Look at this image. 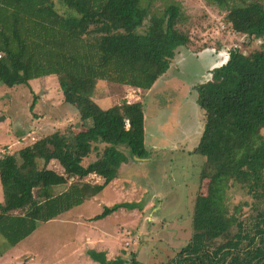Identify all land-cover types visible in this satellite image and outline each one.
<instances>
[{
  "label": "trees",
  "instance_id": "obj_1",
  "mask_svg": "<svg viewBox=\"0 0 264 264\" xmlns=\"http://www.w3.org/2000/svg\"><path fill=\"white\" fill-rule=\"evenodd\" d=\"M202 1L222 17L230 31L264 39V0ZM139 3L0 0V83L29 85L32 79L52 75L64 101L77 108L81 120H90L70 137L55 131L17 155L0 159L4 190L0 256L41 223L101 191L128 160L118 145L127 149L130 158L149 156L142 104L102 109L86 97L91 88L88 80L147 91L169 69L179 47L191 43L188 32L177 27L185 19L179 3L171 0L148 13ZM251 53L248 57L239 48H231L226 63L213 68L212 78L196 86L204 124L193 152L205 157L200 177L208 179L206 193L195 197L190 240L172 259L157 264L264 261V42ZM96 142L105 144L102 153L83 165L82 159L95 149ZM52 158L60 161L65 176L45 168L44 163ZM94 173L104 177L102 185L84 181ZM49 174L55 179L48 178ZM67 182L61 191L51 192V186ZM229 182L250 196L248 206L254 215L249 221L227 211L224 191ZM32 188L35 197L28 192ZM139 206L130 201L108 209ZM16 209L18 213L11 212ZM86 253L98 264H140L133 253L129 259H107L104 252L93 249Z\"/></svg>",
  "mask_w": 264,
  "mask_h": 264
},
{
  "label": "rangeland",
  "instance_id": "obj_2",
  "mask_svg": "<svg viewBox=\"0 0 264 264\" xmlns=\"http://www.w3.org/2000/svg\"><path fill=\"white\" fill-rule=\"evenodd\" d=\"M168 1L171 0H140L139 5L145 8L147 13L157 12ZM172 1L180 4L185 17L177 27L181 31L188 32L191 43L184 46L181 52L173 57L164 76L168 74L170 77L174 76L182 80L184 86L180 85L178 81H175L176 87L167 86L162 81L160 82L163 84H159L157 81L153 85L155 89L148 95V90L142 91L130 86L123 87L105 81L88 80L87 84H90L91 88L86 96L95 104H97L96 98H103L107 106L100 107L98 104L97 106L106 109L124 103L142 104L145 142L149 143L148 145L151 143L162 144L164 147L154 148L150 160L133 162L126 171H123L125 166L121 164L118 170V179L114 184L112 183L113 189L108 188L104 192V202L101 196L98 197L99 195L91 196L84 203L71 209L69 213L58 217L53 223H42L38 230L11 251L16 253L24 247L25 254L23 255L26 258L21 256V260L19 258L17 262L5 261V264H14V262L15 264H25L23 260L28 259L27 255L34 253L37 249L39 250L35 253L38 254V264L51 261L56 252L60 257L65 256L68 251L58 250L50 253L51 250L60 246L54 238H68L74 228L77 230V226H80L79 229L82 232L93 233L100 229L107 232V249L110 253V257L107 256V258L123 256L129 259L133 253L140 264L167 262L190 240L193 232L192 212L195 197L198 194L206 193L208 182L207 178L200 177L205 157L193 152L204 124V111L196 102V86L210 80L212 75L205 69L208 61L190 55L188 50L191 49L194 52L199 49L203 50L210 45L211 41L215 40L218 44L220 40L217 35L230 31V27L220 15L217 16L215 12L208 11L207 3L202 0ZM57 8L62 11L59 6ZM210 18H213L212 23ZM227 41L228 44L225 47L228 51L231 48H239L245 55L251 57L252 51L262 47L264 39L238 34L237 38L232 37ZM174 68L179 70L176 74L173 73ZM30 85L37 89L35 100L33 93L29 90V85L7 87L0 83V157L6 154L4 153L6 146L3 144L10 143L9 138L20 137L17 141L18 144L9 146L13 151L31 140V136H27L26 139H21V137L24 131L35 123L36 111H39L38 115H42L46 109L42 105L44 103L42 93L46 92V95L51 96V100L55 102L63 100V95L54 76L46 81L39 78L34 82L31 81ZM32 103L34 105H31ZM46 107L49 110L47 105ZM72 108L74 109L75 106ZM67 113L73 114L69 111ZM78 119L77 112L58 129L70 137L82 129L79 127ZM88 122L90 123L89 120ZM40 126L43 127L41 129L43 131L39 133L40 136L49 134L55 129L49 130L45 123ZM127 127L126 122L125 129ZM41 139L35 142H39ZM34 144L31 143L26 147ZM93 145L96 147L82 159L83 165L95 160L105 146L102 142H96ZM121 147L118 145L119 149ZM17 153L18 151H14L13 154L17 155ZM132 160L134 161V159ZM59 162L58 159H55L49 164L44 163V166L47 165L48 170L55 172L56 175L65 176L64 168ZM38 165L40 168L42 161H39ZM97 175V173L88 175L85 181L93 184L97 180ZM51 177L55 179L52 174H49L48 178ZM71 181L73 180L70 178L69 182ZM98 181L102 182L103 180L98 179ZM67 185L68 183L66 185L58 184L51 186L50 189L51 192H59ZM118 190L119 192H117ZM34 191L35 189L32 188L28 192H31L35 197ZM224 196V204L229 213L235 212L239 219L246 221H249L250 217L254 215L248 206L251 198L240 186L229 182ZM122 201H136L140 208L130 211L123 208L116 211L108 209L113 204ZM237 205L240 208L235 211ZM11 212L18 213V209ZM234 231L235 227H232L231 234ZM0 238L2 239L1 235ZM64 245L65 243L62 244V247ZM75 254L79 257L76 264H87L82 258L85 255L83 249L78 250V253Z\"/></svg>",
  "mask_w": 264,
  "mask_h": 264
},
{
  "label": "crops",
  "instance_id": "obj_3",
  "mask_svg": "<svg viewBox=\"0 0 264 264\" xmlns=\"http://www.w3.org/2000/svg\"><path fill=\"white\" fill-rule=\"evenodd\" d=\"M206 9H208V11H211V12H214L213 10H212V8L211 7H206ZM217 16H218V14H216ZM212 17V16H211ZM210 21H211V23L213 22V18H210ZM222 24H224V23H222ZM211 28H213L214 29V27H211ZM210 29L208 28V31H209ZM208 33V32H207ZM217 35V34H216ZM237 33H235V32H233V31H227L226 33H221V34H218L217 35V37L219 38V43L218 44H216V41L217 40H215V41H211L210 42V45H208L205 49H203V50H196V52H194V51H192L191 49L190 50H188V52H189V54L190 55H194L196 58L198 57L199 59H206L208 62H207V64H206V67H205V69H207V71L209 72V74H211L210 73V69L213 67V66H215V63L218 61H220V59H221V62H222V60H223V58H224V54H228L229 53V51H228V49H226V47H225V45H227L228 44V41L227 40H231L232 39V37L233 38H237ZM242 35H244V34H242ZM217 37H215V38H217ZM226 38H228L227 40H226ZM193 47H195V46H193ZM182 48H184V46L183 47H179V49L176 51L177 53H175V56L177 55V54H179L180 52H181V50H182ZM188 52H186V53H188ZM210 54H214L213 56H211ZM228 59V58H227ZM225 60V59H224ZM223 60V61H224ZM177 70V69H176ZM179 71V70H178ZM166 74V73H165ZM164 74V75H165ZM164 75H162L161 77H163ZM53 76L52 75H49V76H45V77H41L42 79H43V81H46V80H49V79H51ZM159 78L157 81H159V84H163V83H165V85H167V86H169V85H173L174 87H176L175 86V81H178V83H180V85H182V86H184L183 85V81L181 80V81H179V79L178 78H176V77H170L169 76V74L168 75H166V76H164L163 78ZM37 79H39V78H37ZM37 79H32V80H30L29 81V90L31 91V93H33V95H35L36 93V88H34L33 87V85H30V83H31V81L32 82H34L35 80H37ZM156 81V82H157ZM160 81H162L163 83H161ZM155 82V83H156ZM154 83V84H155ZM153 84V85H154ZM123 87H129V86H125V85H122ZM28 87V86H27ZM155 88H154V86H152L150 89H148V91H147V93H148V95L149 94H151L152 93V91L154 90ZM44 91H45V89H43ZM138 90H140V89H138ZM62 93V92H61ZM63 95V94H62ZM42 97H43V102L44 103H42V105H43V107L45 106V108L46 109H44L45 111L44 112H42L43 114L42 115H38V113H39V111L37 110L36 111V116H37V118H36V120H35V123L32 125V127H29V128H27L25 131H24V133H23V136L21 137V139H26V137L27 136H31V140L29 141V142H26V144H24L23 146H21V147H19V148H17L16 150H14V151H19L20 149H22L23 147H26V146H28V145H31V143L33 144V143H36L35 141H37V140H39V139H41V138H43L44 136H46V135H49V134H51V133H53V132H55V131H59L60 132V128H59V126L61 125V126H63L65 123H67L69 120H70V118L73 116V115H75L77 112H78V110H77V108L75 107L74 109L72 108V106H74V105H71V104H69V103H67V102H65L64 101V97H63V100L62 101H53V100H51V96H49V95H46V92L43 94L42 93ZM196 97H197V95H196ZM96 101V103L100 106V107H106L107 105H105L106 104V101L103 99V98H96L95 99ZM66 104V105H65ZM46 105L49 107V110L47 109V107H46ZM62 109V110H61ZM76 109V110H75ZM102 109H106V108H102ZM71 112V113H73L72 115H70L69 113H67V112ZM65 112V113H64ZM51 113H52V115H51ZM80 115H79V112H78V117H79ZM70 117V118H69ZM79 127L80 128H85L86 127V125H89V122H88V120H85V121H83V120H81V118L79 117ZM90 121V120H89ZM42 123H45V124H47L48 125V129L50 130V129H53V128H55V129H53V131L51 132V133H49V134H46V135H43V136H40L39 135V133L40 132H42L43 130H41L43 127H41L40 125L42 124ZM59 128V129H58ZM77 128V127H76ZM47 129V130H48ZM62 129V128H61ZM46 133V132H45ZM61 133V132H60ZM42 134H44V133H42ZM61 134H63V133H61ZM14 137H11V138H9V141H10V143H5V144H3V146H6V148H4L5 149V151H4V153H6V154H4V155H2L1 157H0V159L1 158H3V157H5V156H7V155H14L13 153H14V151H13V149H12V147H10L9 148V146L11 145V146H14V144H18L17 143V141H18V138H20L19 136L18 137H15L14 139H13ZM16 140V141H15ZM151 143V142H150ZM144 144H145V147H146V149L148 150V153H149V156L148 157H146V161L147 160H150L151 159V156L153 155L152 154V151H153V149L154 148H157L158 146H162V147H164L162 144H152L151 143V145H148L146 142H145V139H144ZM8 145V146H7ZM123 147V146H122ZM120 148V149H123L124 151L125 150H127V149H125V148ZM1 150H3V149H1ZM122 151V150H121ZM124 151H122L123 153H124ZM126 156H127V158H128V160H127V162H123V163H121V164H123L125 167H124V170L123 171H126L127 170V167H129L130 165H132L133 164V162H143V161H141V160H136V159H134V158H130L129 156H128V152L126 151V153H124ZM152 154V155H151ZM132 159H134V161L132 160ZM55 159L54 158H52V159H49L48 161H46L45 162V164H49V163H51V162H53ZM145 160V159H144ZM146 161H144V162H146ZM121 166V165H120ZM46 169H49V168H47V165H46V167H45ZM120 168V167H119ZM122 168V167H121ZM119 170V169H118ZM96 173H94V174H89V175H95ZM62 175V174H61ZM98 177H97V180H96V182H94L93 184H97V185H102L103 183H104V181H105V179H104V177L103 176H101V175H97ZM86 178V177H85ZM98 179L100 180V179H102L103 181L102 182H99L98 181ZM118 179V171H117V175L116 176H114L107 184H105V186H104V188H102L101 189V191H99L97 194H95V195H99L98 197H100L101 196V198L103 199V198H105V191L106 190H108V188H111V189H113V187H112V183L114 184V182L116 181ZM84 181H85V179H84ZM87 182V181H86ZM68 183V182H67ZM0 189H1V193H0V203H3V201H4V190H3V186H2V183H1V179H0ZM117 192H119V190L117 191ZM116 192V193H117ZM94 195V196H95ZM34 197V196H33ZM100 198V199H101ZM87 200V199H86ZM105 200L103 199V202H104ZM85 202V201H84ZM83 202V203H84ZM122 202H129V201H122ZM106 203V202H105ZM121 209V208H120ZM119 209V210H120ZM124 209V208H123ZM125 210V209H124ZM71 210H69V211H67V212H65V213H63V214H61V215H59L58 217H60V216H63L64 214H66V213H69ZM130 211V210H129ZM58 217H56V218H54V219H52V220H49V221H46V222H43V223H53L54 221H56L57 219H58ZM42 224V223H41ZM40 224V225H41ZM39 225V226H40ZM39 226L29 235V236H27L25 239H27L28 237H30L36 230H38L39 229ZM79 227L80 226H77L76 228H77V230L74 228V230L72 231V234H71V236L69 235L68 236V238L67 237H65V239H60V238H58V237H55L54 239H55V241L57 240V244H59L60 246H57V248L55 249V250H51V252L50 253H54V252H56V251H58V250H63L64 252L65 251H68V252H66V255L65 256H59V255H57V252L54 254V256H53V258H52V260L50 261V260H48V261H46L44 264H76V260L77 259H79V257L75 254V253H78V250H80V249H83L84 250V252H85V255L82 257V258H84V262L85 263H87V264H98V262H96V261H94V260H92L90 257H89V255L86 253V251L87 250H90V249H93V250H95V251H102V252H104L105 253V255H106V258H107V256L108 257H110V253L108 252L109 250L107 249V235H106V233L104 232L105 230H103V229H100L98 232H93V233H87V232H82L81 231V229H79ZM49 229V228H48ZM25 239H23V240H25ZM22 240V241H23ZM22 241H20L18 244H16L15 246H13V247H11V248H9V249H7L1 256H0V263L1 264H5L7 261H15V262H17V260L21 257V256H24L25 258H26V256L25 255H23V254H25V250H23L24 249V247H22V250L21 251H18V252H16V253H13V252H11L12 250H13V248L14 247H16L17 245H19ZM60 242V243H59ZM63 243H65V245L62 247V244ZM20 246V245H19ZM111 246V245H110ZM112 247V246H111ZM37 250H39V249H37ZM37 250L35 251L36 253H37ZM26 251H28V250H26ZM32 253V254H30V255H27V258L28 259H24L23 260V262H25V264H38L37 262H38V258H37V256H38V254H36V253ZM111 252V251H110ZM85 257H86V260H85ZM107 259H113V257L112 258H107ZM20 260H21V258H20ZM6 261V262H5ZM5 262V263H4ZM15 262H14V264H15Z\"/></svg>",
  "mask_w": 264,
  "mask_h": 264
},
{
  "label": "water",
  "instance_id": "obj_4",
  "mask_svg": "<svg viewBox=\"0 0 264 264\" xmlns=\"http://www.w3.org/2000/svg\"><path fill=\"white\" fill-rule=\"evenodd\" d=\"M224 56H226V59L224 60V61H219V63L218 62H216L217 64H215V66H213L211 69H210V71L213 69V68H215V67H218V66H220V65H222V64H224V63H226V61H227V58L229 57V53L228 54H224ZM211 73V72H210ZM211 75V74H210ZM197 93V92H196ZM134 159H136V160H144V159H146V158H138V157H136V156H134L133 157ZM264 263V261H262L261 262V264H263Z\"/></svg>",
  "mask_w": 264,
  "mask_h": 264
},
{
  "label": "flooded vegetation",
  "instance_id": "obj_5",
  "mask_svg": "<svg viewBox=\"0 0 264 264\" xmlns=\"http://www.w3.org/2000/svg\"><path fill=\"white\" fill-rule=\"evenodd\" d=\"M174 69H175V71H173V73L176 74L178 72V70H176V68H174ZM179 81H181V80H179ZM183 85H184V83H183Z\"/></svg>",
  "mask_w": 264,
  "mask_h": 264
}]
</instances>
